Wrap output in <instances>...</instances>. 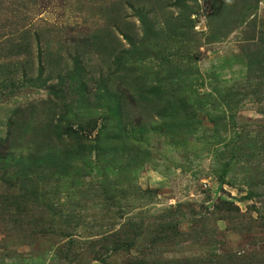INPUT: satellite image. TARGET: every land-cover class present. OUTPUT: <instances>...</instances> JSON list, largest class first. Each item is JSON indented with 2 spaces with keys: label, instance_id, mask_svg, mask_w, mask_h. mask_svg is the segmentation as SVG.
<instances>
[{
  "label": "rangeland",
  "instance_id": "1",
  "mask_svg": "<svg viewBox=\"0 0 264 264\" xmlns=\"http://www.w3.org/2000/svg\"><path fill=\"white\" fill-rule=\"evenodd\" d=\"M0 264H264V0H0Z\"/></svg>",
  "mask_w": 264,
  "mask_h": 264
}]
</instances>
